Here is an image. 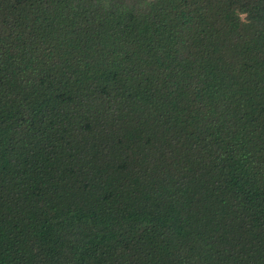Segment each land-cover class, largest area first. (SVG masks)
<instances>
[{"label":"trees","instance_id":"obj_1","mask_svg":"<svg viewBox=\"0 0 264 264\" xmlns=\"http://www.w3.org/2000/svg\"><path fill=\"white\" fill-rule=\"evenodd\" d=\"M0 264H264V0H0Z\"/></svg>","mask_w":264,"mask_h":264}]
</instances>
